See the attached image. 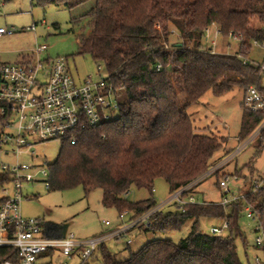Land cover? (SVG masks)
Masks as SVG:
<instances>
[{"label":"trees","instance_id":"16d2710c","mask_svg":"<svg viewBox=\"0 0 264 264\" xmlns=\"http://www.w3.org/2000/svg\"><path fill=\"white\" fill-rule=\"evenodd\" d=\"M87 1L35 3L71 9ZM94 1L89 12L72 18L74 25L81 26L80 51L105 67L107 81L117 89V96L123 92L124 99L118 100L115 117L79 129L76 144L62 141L56 161L48 164V188L83 186L86 195L100 188L103 204L117 208L120 217L127 212V220L133 221L158 204L154 198L130 202L127 194L133 187L153 193L156 179L163 178L173 193L216 164L214 155L227 138L198 132L190 108L210 90L224 96L239 87L245 99L251 85L263 86V70L245 59L253 50V40L264 43V0ZM254 18L259 25L252 24ZM212 25L222 36L239 40L238 52L218 53L207 47L205 32ZM175 31L179 40L170 46ZM244 99L239 140L248 137L264 118V111L247 108ZM6 121L0 110L1 128ZM257 144L264 146V135ZM253 172L250 166L247 178L252 184L244 198L226 205L205 200L183 208L175 204V211L162 209L150 223L139 221L135 226L162 235L190 224L178 243L156 237L124 261L116 259L104 243L97 249L102 256L99 264H245L236 240L243 237L240 219L248 204L264 229V178H254ZM214 175L220 188L226 175L220 171ZM254 180L263 183L256 190ZM203 217L226 219L229 227L223 234L209 235L201 227ZM261 247L264 253V244Z\"/></svg>","mask_w":264,"mask_h":264},{"label":"rangeland","instance_id":"374dc122","mask_svg":"<svg viewBox=\"0 0 264 264\" xmlns=\"http://www.w3.org/2000/svg\"><path fill=\"white\" fill-rule=\"evenodd\" d=\"M94 6V0H89L71 9L54 5L40 7L36 5L35 0H0V28L15 29L14 33L0 36V61L17 62L22 54L29 53L37 45L46 43L49 50L42 57H63L75 78H84L89 75H93L95 79L100 76L106 78L108 73L105 67L102 66L99 73L98 64L91 55L81 53L78 39L81 26L72 23V18L85 15ZM252 24L259 25V20L254 18ZM32 25H35L33 30L31 29ZM215 27L212 25L211 39L205 40L209 49L212 48L211 40L214 39ZM178 40L179 35L175 31L170 36V46L171 43ZM238 50L239 40L237 38L225 37L221 34L217 36L214 52L236 53ZM263 59V49L260 46L253 47L249 60L262 63ZM123 99L124 94L121 92L117 96V100ZM243 99L244 91L239 87L224 96H216L210 90L202 97L199 104L192 106L189 110L198 132L215 133L227 138L224 147L214 155L216 165L233 155L237 147L246 143L259 128L258 125L248 137L239 140L244 112ZM115 100L113 98V102H116ZM108 114L115 117L118 114V108L113 105L109 108ZM258 140L259 138L254 140L220 169V173L225 174L228 179L231 193L241 195L249 191L252 184L251 179L247 178L250 166L254 169V178H264V146L259 148ZM61 147L62 141L55 139L32 147L34 155H31L30 151H24L18 156L5 155V151H10V148H4L0 152V162L10 165L26 163L37 165L40 168L46 167L47 164L56 161ZM237 173L239 175L236 176ZM35 177L39 181L25 183L22 188L23 197L20 205L25 216L40 218L44 223L52 221L61 225L67 224L69 233L83 239L107 233L121 224L118 209L103 204L102 189H94L88 195H86L83 186L66 190H51L43 183V180H48L49 177L45 176L41 170ZM216 183V175H210L200 182L192 190V193L199 201L220 202L223 193ZM9 188L12 193L13 185H10ZM171 195L167 181L158 178L155 181L153 193L146 188L133 187L128 192L127 199L130 202H139L154 198L160 204ZM176 209L175 205L170 204L165 206L162 211H175ZM106 221H109L110 225H106ZM221 222L222 220L204 217L200 221L201 227L206 233L209 232L211 226L221 225ZM258 223L256 217H248L247 212H243L240 219L243 237H239L236 242L239 256L245 264H257L256 257H259L261 264H264L262 247L255 244L256 236L263 235L262 230H256ZM189 230L190 224H186L181 230L160 235L154 234L150 230H146L145 226L140 225L130 229L125 237L110 239L105 242V245L116 259L124 261L130 257L131 252H137L148 241L156 237L178 243L186 237ZM43 231L47 233L45 227ZM129 239L130 243H128ZM244 240L246 245H244ZM101 259V251L97 250L92 257L87 259L86 264H99ZM82 261L78 256L68 258L55 252L44 255L41 262L43 264H81Z\"/></svg>","mask_w":264,"mask_h":264},{"label":"built area","instance_id":"2783aa9c","mask_svg":"<svg viewBox=\"0 0 264 264\" xmlns=\"http://www.w3.org/2000/svg\"><path fill=\"white\" fill-rule=\"evenodd\" d=\"M31 29H35V25H32ZM211 29L212 26L206 29V41L211 39ZM14 32L15 29L0 28V36ZM218 35L220 30L216 26L214 39L211 40L212 51ZM251 46H260L264 58V43L253 40ZM48 50V44L42 43L32 48L29 53L22 54L17 62L0 61V110L7 117L0 130V152L4 148H10V151H5V155L18 156L24 151H30L31 155H34L32 147L55 139L69 140L71 144H76L75 133L79 129L86 125L97 126L111 118L108 114L110 107H119L117 89L109 84L107 77L100 76L95 79L93 75H89L79 81L73 76L63 57L43 58L42 55ZM248 62L260 66L264 72V59L262 63L245 59V63ZM102 66L98 64L99 73ZM113 98L116 102H113ZM244 100L247 108L264 111V84L261 88L251 85ZM263 135L264 118L253 136L238 146L227 160L215 164L199 178L179 188L171 197L151 208L137 220L128 221V213L124 212L121 225L107 233L87 239L69 232L63 238L49 235L43 231L45 224L42 219L27 217L22 213L20 203L23 185L39 181L35 175L40 170L49 177L48 164L47 168H40L26 163L10 165L0 162V264H43L41 261L44 254L51 251L68 258L78 256L87 260L108 240L125 237L139 221L150 223L151 217L165 206L177 204V207L183 208L186 203L202 202L195 198L192 190L208 176L220 171L229 160ZM43 183L49 187V179L43 180ZM262 184L261 181L254 180L253 189L256 190ZM10 185H13L12 193ZM220 189L223 193L220 201L222 205L244 198L245 195L231 193L227 178L220 181ZM186 192L189 194L184 197ZM245 211L248 217H256L259 222L252 204H248ZM105 224L110 225V222L106 221ZM228 227L229 222L224 219L221 225L211 226L208 234H223ZM256 230L263 231V235H257L255 238V244L261 246L264 244V229L260 222ZM130 242L129 239L128 243ZM255 260L257 264H261L259 257Z\"/></svg>","mask_w":264,"mask_h":264},{"label":"water","instance_id":"95a60500","mask_svg":"<svg viewBox=\"0 0 264 264\" xmlns=\"http://www.w3.org/2000/svg\"><path fill=\"white\" fill-rule=\"evenodd\" d=\"M60 230V234L57 236L58 238H63L66 233L68 232V225L67 224H57L54 222H49L48 226H47V230Z\"/></svg>","mask_w":264,"mask_h":264},{"label":"crops","instance_id":"0c3cea01","mask_svg":"<svg viewBox=\"0 0 264 264\" xmlns=\"http://www.w3.org/2000/svg\"><path fill=\"white\" fill-rule=\"evenodd\" d=\"M86 77H84V78H77V80H79V81H82L83 79H85ZM243 151V150H242ZM241 151V152H242ZM211 202H213V201H211ZM49 222H52V221H49ZM49 222H46V223H44L45 225H44V227H45V229H46V232H47V234H49V235H53V236H58L59 234H60V230H52V231H50V230H47V226H48V224H49ZM122 222H123V218L121 219V224H122ZM120 224V225H121ZM119 226V225H118ZM117 226V227H118Z\"/></svg>","mask_w":264,"mask_h":264}]
</instances>
